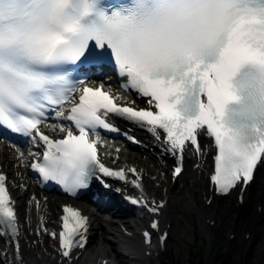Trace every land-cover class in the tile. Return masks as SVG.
<instances>
[{"label":"snow or ice","instance_id":"1","mask_svg":"<svg viewBox=\"0 0 264 264\" xmlns=\"http://www.w3.org/2000/svg\"><path fill=\"white\" fill-rule=\"evenodd\" d=\"M108 65L143 104L97 82ZM115 119L146 129L175 158L176 188L153 196L137 168L129 181L125 169L102 162L100 130L117 131ZM0 136L22 138L9 145L17 166L73 197L94 180L110 189L104 177L131 183L150 258L170 239L187 158L207 171L205 208L233 195L243 203L264 169V0H0ZM7 179L0 172V264H26ZM29 205L39 218L34 235L55 242L58 264H79L88 217L65 206L61 230H49L41 201L33 195Z\"/></svg>","mask_w":264,"mask_h":264},{"label":"bare ground","instance_id":"2","mask_svg":"<svg viewBox=\"0 0 264 264\" xmlns=\"http://www.w3.org/2000/svg\"><path fill=\"white\" fill-rule=\"evenodd\" d=\"M9 145L10 143L8 142H0V165H2L3 168L5 167L7 170H11V172H15L16 170L20 171L23 168H19L17 166V160L14 156V151ZM150 158L152 157L150 156ZM143 166L146 167V164H144ZM156 170L157 168L155 169V171ZM158 174L160 178L166 179V182H168V179L166 178L167 175L164 176L161 171ZM261 174L262 175L260 176V179L257 184H255L253 188H251L248 196V201L242 209L236 210L237 207L235 203L232 202V198H229L226 200H220V208L218 209V211H215V208H205L204 205H202L201 207H195L196 191H198V188L201 187L203 184L207 186L208 182L205 177V171L197 169L196 162H192L187 168L186 175L180 181V186H182L184 189V193L181 197V200L180 202L174 201L170 213V217L174 221V231H176L180 226H182L183 230L188 233L189 237L194 239L196 237V228L192 226L191 220L189 218L191 214H195L198 217V223L200 225V234L208 235L210 238V243L211 241H216V238L218 237L219 232L221 231L222 225L226 224V222L228 224V229L230 230V232L235 233L236 235L242 230H247V232L251 233L250 240H252V237H256L259 233H262V237H264V208L261 213L257 211V209L254 211V209L252 208L253 204L264 205V196L262 198V193L264 191L262 192L261 188L264 181V170ZM22 183L24 184V186L18 189V191H16V194L20 195L19 198L21 203H29L30 198H28V196L26 195V193H28L26 192L28 189L26 190L27 183L24 178H22ZM166 184L170 186V191L173 188L177 187L176 185H173L171 183ZM116 206L120 208V211L128 214L129 216H135L134 211L132 209L127 208L126 210L124 209L122 204H116ZM53 207L54 205L51 206L50 211H53ZM29 210L31 218L34 222V219L36 216H38V214L34 208H30V205ZM213 215L218 219L216 227H211L206 223L207 219L212 218ZM135 218L140 219L142 221V218L139 214H136ZM95 227L96 234L97 230L101 228L104 229V232L106 233V237H103V239H101L102 242H100L101 246L99 248V253H105L106 249L103 247V244L114 243V245L116 244L117 246H119V249L116 248V250L126 257L130 255L138 256L140 254L138 252L140 240L139 238H137L134 231L133 233L131 231L128 232L127 230L125 231V229H123L120 225H115L113 220H102L99 218V216L95 217ZM24 230L26 238H29L30 242L37 241L34 237V228H29V226H26ZM126 232L133 234L135 240H129L128 236L126 235ZM114 238L116 240H114ZM42 240V243H39V245L29 247L28 244L26 247L25 254L29 255L33 252H39L40 255L38 257L49 258V261H51L53 257V251L52 249H50L48 242L45 239ZM38 249H40V251H38ZM129 264H141V261L139 258H134Z\"/></svg>","mask_w":264,"mask_h":264},{"label":"rangeland","instance_id":"3","mask_svg":"<svg viewBox=\"0 0 264 264\" xmlns=\"http://www.w3.org/2000/svg\"><path fill=\"white\" fill-rule=\"evenodd\" d=\"M197 203L195 204L197 206V204H199V197L198 194H195ZM255 204H253V207ZM192 220V224L196 225L198 228V218L197 216H193L192 218H190ZM113 220H115L117 222H122L124 221L121 225L122 228L125 230H129V231H133V228H129L130 227V222L132 221V218H120V217H115L113 218ZM227 224V222H226ZM223 224L221 227V231L218 235L217 238V242L215 247L211 250L212 253V258L216 257L217 251L220 249H225L227 251V254H230L231 252L235 251L236 249H240V254L242 256H240V260L236 263V264H243L242 260L244 259L243 256L245 254L246 257H250V264H264V246L262 244V241L260 239L255 240L254 242L248 244L243 240V233L241 235H237V238L230 243V234H229V229H228V224ZM181 228V226H180ZM179 229V228H178ZM181 231V230H179ZM179 231H176V235L180 236ZM199 231V228L197 230V233ZM102 235V236H101ZM99 237H103L102 231L99 230V236L97 235V237L94 239V246H97V241ZM203 239H206L207 236H202ZM194 243L193 238L188 237L187 240L185 241V244L183 245V249L180 253H177V248L174 245H170V250H172V253L175 252L177 254L176 258L179 261V264H186L189 256H190V245H192ZM248 250V251H247ZM254 251V254H253ZM243 252V253H242ZM172 253H168L167 256H165L164 258L161 259V264H164L165 262H167L169 259V256ZM239 253L236 254V256H238ZM175 257V256H174ZM252 258V259H251ZM175 259V258H174ZM174 259L172 260V262L174 261ZM209 264H211V261L209 260ZM249 264V262H248Z\"/></svg>","mask_w":264,"mask_h":264},{"label":"trees","instance_id":"4","mask_svg":"<svg viewBox=\"0 0 264 264\" xmlns=\"http://www.w3.org/2000/svg\"><path fill=\"white\" fill-rule=\"evenodd\" d=\"M230 263H231L230 258L226 259L224 253H221L216 260V264H230ZM190 264H198V263L196 262L195 258H193ZM201 264H203V260L201 261Z\"/></svg>","mask_w":264,"mask_h":264}]
</instances>
